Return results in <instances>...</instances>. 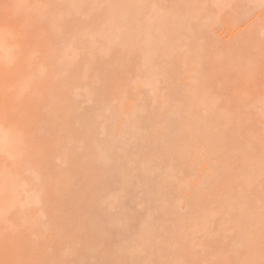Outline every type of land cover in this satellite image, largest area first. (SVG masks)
Segmentation results:
<instances>
[{
  "label": "bare ground",
  "instance_id": "obj_1",
  "mask_svg": "<svg viewBox=\"0 0 264 264\" xmlns=\"http://www.w3.org/2000/svg\"><path fill=\"white\" fill-rule=\"evenodd\" d=\"M12 1L13 0H11V2ZM17 1L14 0V3L12 2L13 5L12 4H8V5H12V6H10L9 8L6 7L7 8L6 11L3 10V11H5L4 13L6 14V15H4V16H6V20H5V23H3L1 21L3 26L0 25L1 26L0 27V42H1V39L4 40V37H6V35H9V34H7L8 32H11V34L14 37V34L16 33L15 32L16 31L15 27H17V30H19V31L22 30L24 33H25V30L28 29V30H26L27 31L26 35L25 34L24 35L21 34V35L25 36L24 37L25 40H26V36H27V34L29 32V29H30V32H31L32 29H34L31 32L32 34H30V32H29V34H30V36L34 37L36 42L34 40L30 41V39H32V38H29L30 36H27V41L29 40L28 41L29 43L33 42L32 43L33 46L37 45V47H39V44L42 42L41 45H40L41 48L39 47V49H42L41 50L42 53L47 55L48 58L50 56H52V54H55L57 52H59V53H57L58 55L55 56L54 59L51 60L52 63L55 64V66L53 65L55 68L54 69L51 68L52 70H50L49 73H47L46 75H45V72L42 69H41L42 72H39V69L41 67L39 68L38 66H41L40 64H42V66H44L43 63L41 61H40V64H39V62L38 63L35 62L34 60H32V57L29 58L28 61L27 60H24V62L22 61L23 64L26 63L25 65L22 64V66H26V67H24V69L26 71L24 70V72H23V70H22L23 68H21L20 65H19L20 69L18 68V66L16 67L17 64H15V63L18 60H20V59H18V57L16 59V55L18 56L20 54V52H24L25 53V51H19V54H18V51H15V49H14L15 57L13 55H9L8 57L4 56V55H6L4 53H1L2 55L0 54L1 56L6 57L5 59L2 58V60L0 61V63H1L4 60V62L2 64H0V74H2L0 76V154L1 155H3V153L5 154V157L0 155V218L4 217L5 215H8V217L7 216L4 217L6 222H5L4 218H3V222L5 224L2 223V220H0V247H2V248H0V250L5 248L3 251L6 252V250H7V252L10 253V254L8 253L10 256H7L5 258V260L7 258H10L9 259L10 261L8 260L9 261L8 264H33L34 262H35V264H37L38 260H39L38 264H40V263L41 264H52L51 263L52 261H53V263L56 262V264H59V263H57L59 261V259L57 261L55 260V262H54V258H56V257L58 258V256H60V258L62 259V263L61 264H68V260H69V262L71 264V262L73 260L72 261H70V260L73 259V257L72 258H70V257L74 256L78 251L76 253H74L75 251H72L73 252L72 255L69 256L70 255L69 254L68 255L69 259H67L68 257H66V255H62L63 254L62 250L63 249L65 251L69 250V253H70L71 250L75 247V245H77V244L78 245H80V244L83 245L84 242H82V240L84 238L83 235H84L85 232H83V234L81 232L82 238H80L81 236H78L80 234L79 229H81V227H82V225L81 226L78 225V222L81 221V219L79 221L77 219V221H78L77 224H75L74 222H72L70 220L71 223L75 224V226H73V224H72V226H70V224L67 223V224H69V226H68V228L70 227L69 229L74 230V233L77 231L75 233V235H72V233H67L68 229H65L67 226L64 224L63 221L66 220L65 223L66 222H70L69 218H70L71 213L73 215H76V214H79L81 212L83 214L82 215V217H83L82 221L84 222L83 229L85 231H86L85 228L92 229V231L95 230L96 233H94L92 231H91L92 234L94 233L93 235L90 233V231L88 232V234L85 233L86 235H89V233H90L92 235V237H94V240H92L94 244L91 243L89 241V239H88V241L86 240V242H85L86 244L84 243V245L87 246L90 249V252H88V253L89 254L91 253V254L89 255L88 253L87 254L84 253V251L86 252L88 250V248H83V246H81L83 251L80 249L81 248L80 247L79 248L80 249V251H79L80 252V256L78 257L79 252L77 253V257L74 256V261L77 260V263H74V264H120L121 262H124V259L121 262L119 261L120 258H121L120 257L121 255L119 257L118 256L116 257V255L114 256V255H112V253H110L112 251L107 252L106 248L105 249L103 248L105 250V252H107V254H105L104 250L102 251V247H97V246H95V244H99V243L103 244V241L109 242L108 240H110V242H111V243L109 242L110 245L112 243L114 244L115 241H119L120 243H118V242H116V243L121 244V241L118 240V239L122 240V236L125 239L124 233L125 232L127 233V231H129L128 235L133 237L134 239L131 238V241H129L130 243L127 240L126 241L127 244L119 245V247L115 246L116 249L118 248V250L114 251L115 253L118 252V251H122V256L124 255V253L126 255V252L128 254L131 253L130 256L127 255V258H128V256L129 257H133L134 256L132 258V260L134 259L133 262H136L137 264H168L167 263L168 260H169V263L171 262L170 264H174L175 262H177V263L179 262L178 264H180V263L182 264L184 259H185L186 263H191L195 259V258H193L195 255H192V253L194 254V252L191 253V251H194V250H192V249L189 250L187 248L189 250V252H188L187 249H183L182 247H178L177 246L178 248H182L185 251H182L181 249L179 250V249H177L176 246H174V244L172 242V240L174 239L173 238V236H174L173 233L175 232V231L173 232V230L178 229L177 231L183 233L186 230L185 228L187 226L185 228H182V227H184L186 224H183V225L180 224L179 228H177L178 225H179V224H177V225H174L175 227L177 226L175 229H171L170 227H173V226H168L167 227V226L164 225V223H162V224H160V223H161L162 219L165 220V218H167L166 219L167 220L166 221L167 222L166 225H169L171 220H172V225L174 223L176 224L175 217H177V216H178L177 217V223H178V221H179L178 219L180 218L178 213H179V210L181 209V207L179 205V204H181L180 201L183 200V193H184V196H185L186 195L185 192H187L186 190L189 189V186L191 185L192 180H193L192 177L190 176V174L193 173V172L191 173V170L192 169L198 170L197 167L201 165V162H200V160L198 158V152H197L196 149H194L193 146L196 145L198 140H201V139L204 140V138H205V140L211 139V138H216L218 133L215 132V129H216V126L219 125L220 123L218 121H216V125L211 127L205 135L200 134L201 130H199L198 123L196 121L190 120V118L188 116L189 114L185 110V105L180 102V99L178 97H176L175 94H163V92L161 90L158 91L156 89L157 88L156 83H155L156 81L154 82V80H152L153 82H151V83L149 82V85H150L149 88H152L151 91H153L155 94L150 91V93H149L150 96H148L149 98H146V99H147V101L149 99L150 100L154 99V101H155V98L158 99V97H161V96L164 97L166 99L165 103L168 106H170V107L172 106L173 107L172 112L170 111L171 113L170 112L167 113V115L169 113L171 115V117H168V118H170V120H168V122L165 123V125H163L162 130L160 129L161 131H158L159 127H158V129L156 128V126H155L156 122L155 121L152 122L149 119V117H151L150 112L145 113L146 115L147 114L150 115L148 117L143 113L141 115H144L146 117H144V116L143 117L142 116L138 117V119L141 117V119H140L141 120L140 121L141 125L139 124V120L137 119V122H138V124L136 123L137 127L136 126H135V128L133 127L132 131H130L131 129H129V130L127 129L128 131L125 130L126 133L128 134V136H130V139L128 138L129 141H124V140H127L125 138V136L122 137L121 136L122 134L120 135L119 133H115L114 129H116V127L111 129L113 126H112V123L109 122V121H111V119H114V117H116V116L118 118V114H120V113L117 114L118 108H117V105L114 103L115 100H113L111 91H113L117 87L120 88V86H122V84H123V81H124L123 78L125 77V74L120 71L119 66L122 64V63L120 64V62H124L126 59L129 60V59L132 58L131 45H128L127 47L126 46H122V48H121V44L114 45V46H111V47H108V48L104 46V47H102L100 49L94 50L93 52L91 51L92 55H88V54H90L89 53L90 50L88 49L90 46L88 47V45H91V43L93 41L92 40L83 41L81 39H80L81 40L80 41L79 37L80 36H87V37L91 38V36H95L96 34H97V36H95L93 38L101 37L103 31H98V33L95 34V32H97V31L93 30V28H92V27H94L93 23H92L93 18L90 16V10H89V6H88L89 2L86 3L87 1L82 2L81 9H79V12H78V15L80 17L85 18L86 21H81V20H78V19H76V20L71 19V20H68V22H70V25L67 26V27L66 26L62 27L61 25L58 26V24L56 25V22L54 21V17L56 15L54 16L53 14H56V13L57 14H62L64 12L66 14H68L64 4L61 3L60 0H39V1H43V3L41 2V4H43L41 6H43L42 7L43 9L46 8L45 9L46 11L44 10L43 13L41 11V13L43 15L41 13H39L41 15L37 14V16H36L37 22L34 20L35 17H33V18L31 17L32 14L30 12L29 5L28 4L25 5L27 3V1L26 0H23V1L19 0V2H17ZM24 1H26V2H24ZM46 1H48L47 2L48 4L46 3ZM103 1H105V0H103ZM117 1L118 0H110V2L115 4L116 8H122L123 9V11L121 13L122 17H124V16H126L128 14L132 15L133 17L137 16V13H136V11L134 9L126 10L128 8L121 7L122 6V4H121L122 1H119V2H117ZM147 1H149V0L139 1V3L137 5L140 6L141 4H143L144 2H147ZM49 2L51 4H49ZM35 3L36 2H34V4ZM118 3L121 4L120 7H117ZM8 5H6V6H8ZM24 5L28 6V8L27 7L24 8ZM46 5H48V11H47ZM163 7H161L160 10L163 9L161 11H163V13L164 12L165 13L167 12V13L166 14L164 13L161 17L162 18L165 17L166 19H172L174 17L173 15L175 14L177 8L173 7L171 9H169V10H166L165 7L164 8ZM164 9L166 11H164ZM23 10H26L27 13L29 12L30 13L29 15H31V16L27 15V13L25 11H24V13H22ZM19 11H20V13H19ZM4 13H2V15ZM20 14L23 15V16L25 14V16L23 17ZM50 14H51V17H50ZM17 16H21V17H19V19L23 17L22 18L23 21H24V18L26 19L29 16V17H31V19L28 17L31 22L29 21L30 23L29 22L26 23L25 22L26 20H25L24 21L25 23H24L20 19V21H18L16 26L13 27V25L15 24V22H13V18L14 17L17 18ZM43 16H44L45 20L47 19L46 20L47 22L44 25L45 28L44 27L40 28L41 29V31H40V29H38L39 25H37V24L43 22V20H44ZM47 16L50 18V20H48ZM40 17H41V21H40ZM67 18L68 19L70 18V14L68 15ZM162 18H158L156 20V24H157L158 29L155 30V28H154L152 30L146 31V33H145L146 36L148 37V39L146 40L148 42H146V43L150 44L151 46L153 45L152 46L153 49L152 48L150 49V52H149L150 54L144 60V62L142 64V67L147 70L148 76H150V77L155 75V72L156 73L158 72V68L160 66L162 67L164 64L165 65L173 64V63L177 64L178 61H179L178 60L179 55H174V54H172V52L170 54L168 52L164 53V52L161 51V47L162 46H160V43L165 42L166 38L169 39V38L173 37L171 35L170 36L164 35L165 38H163V42H161L163 35H161L157 31L160 28L159 26H162L165 23L164 19H162ZM51 20H53V21H51ZM20 22L23 23V25L24 24H26V25L31 24L32 26L28 25L29 28H26V25H24V27H25L24 28V27H22L23 25L20 24ZM33 22H34V24H33ZM35 22H36L37 27L35 26ZM49 22H51V24H52L51 26L48 24ZM53 22H55L56 26L53 25ZM18 24H19V27H22V29L21 28L18 29L19 28ZM20 25H22V26H20ZM30 26L32 27V29L30 28ZM33 26H35V28H37L38 30H36ZM46 26H48V27H46ZM12 28H14V30H13L14 33H12L13 32ZM182 28H189L190 30L194 31V30L200 29V25H199V23L196 25V17L193 16V14L188 12V13H185L182 21H177L176 22V26H175L176 31L179 30V29H182ZM19 31H17L18 34H19ZM45 31H46V33L47 32L48 33L46 34ZM54 31H56L57 34H54L51 37L49 36L50 39L49 38H45V37H47V35H52V32H54ZM41 32H42V36L39 39L41 41L40 42L38 40V38L40 37ZM17 33H16L15 37L16 38H20V37H18L20 34L18 35ZM20 33H22V32L20 31ZM33 33L34 34L37 33V35H34ZM99 34H101V35L99 36ZM10 35L7 36L6 38L7 39L10 38ZM43 36H44V38H43ZM103 37H104V35H103ZM6 38H5V40H6ZM21 38H22V36H21ZM55 38H62V40L64 42H66V41L68 42L69 46L67 45V47H65V46L62 45L61 48H58V50L60 49L59 51L56 50L57 46L60 47V45H56V48H54L52 46L54 44H53L51 39H55ZM173 38H175V37H173ZM10 39H11L10 41L7 40V41H4V42H7L9 44V43H11V42H13L15 40V39L13 40V38H10ZM46 39H48V40L46 41ZM107 39L108 38L106 37V39H105L106 41L104 40L105 44H107ZM152 39L154 40V42L152 41ZM155 41H157V43H155ZM15 42L17 44V41H15ZM37 42H38V44H37ZM96 42H102V41L100 40V41H96ZM7 43H4V44L1 43V44L5 46V45H7ZM20 43L24 44L25 41L24 40L20 41ZM50 43H52L51 44L52 48L50 46ZM154 43H155V45H154ZM1 44H0V46H2ZM13 45H11V46L14 47ZM32 45H30V46H32ZM9 47L7 49L5 48L6 51L9 49ZM12 47H10L11 52L13 50ZM85 47L88 50H86V49L84 50ZM154 47H155V49L156 48L157 49L155 50ZM3 49H4V47H3ZM3 49L1 50V52L2 51L5 52ZM52 49H54L55 51H53ZM81 50H83V51H81ZM43 51H46V52H43ZM50 51H52L53 53L50 52ZM79 51L81 53H79ZM9 52L10 51H8V54H9ZM11 52H10V54H11ZM30 53L33 56L35 54H37V52H35V53L34 52H30ZM99 53H102V54H104L107 57V59L105 58V60L103 61V62H105L106 65L105 64L103 65L102 62H101L102 65L98 64V62L97 63L93 62L91 64H93V66H95V67H97L96 65H98V67H100V69H102L101 67L105 66L104 67L105 68L104 71L107 72V70H108V72L110 73L109 81L110 80L111 81L109 83V85H110L109 87H112L114 89H112V90H111V88L107 89L108 85L105 88L102 87L103 89L100 88V90H99V88L96 87L101 82V78H103V76H106L104 74L105 72L103 73V71L101 72L100 69H96L97 75H98L99 72L102 75L99 73L101 75L100 76L101 78L98 77V79H96L95 81H99V79H100V81L97 82L98 84L95 83L97 85L94 86L95 84L93 82H95V81L89 80L90 82L87 83L88 87H89V90H88L87 84H86V88L88 90L86 92H88V93L85 92V94H87V95L82 94L83 96L85 95V96H87L89 98V100L92 102L91 103L89 101L91 103V106L88 103V105H89L88 107H86V106L83 107V102L80 103V105L85 110H86V108H88L86 110L87 112H85V113H86V115L89 116V118H91L90 119V123H89V119L88 120L86 119V118H88V116H85V114H83V113L80 115L81 112L79 113V115H80L79 118H82V116L84 115V117L86 119V122L89 123V125H90V127H88L89 129L88 128L86 129L88 124H85V126L82 127L83 125H82V123L78 122L79 118L76 117V116H78V114H76V113H77V111L79 112V107H80L78 105L79 102L84 101L85 99L88 100V98L86 97V98H83L82 100H81V98H78V96H81V95H79V93L77 94V93L74 92V86H75V84L79 83V82L76 83V81L78 80L79 76H80L79 77L80 80L82 81L81 77L84 76V73L82 75V72H81V71H83L82 69L83 68L85 69L86 67H88V68L90 67V63H89V60H91L90 57L91 56L94 57V56H96V54L98 55ZM122 54H124L125 57L120 59ZM20 55H19V57H20ZM14 58L16 59L15 62H14ZM30 60L33 61V63ZM159 60H161V61H159ZM12 61H13V63H12ZM10 63L14 64L15 66L14 65L13 66L16 69H18L19 71L20 70H22V71H20V72L18 71L17 72V70H15L14 67L12 68V67L9 66ZM29 63H32L33 65L36 64V68H35V65L34 66L32 64L28 65ZM160 63H162V64H160ZM37 64H39V65H37ZM30 67H32L31 70H33L34 74L36 72V75L31 73ZM37 67L39 69H37ZM44 67H46V65ZM27 69L29 71V74L27 72ZM35 69L38 70V73H37V71ZM34 70H35V72H34ZM77 70H79V71H77ZM97 70H99V71H97ZM12 71H14V72H12ZM11 72L13 74H11ZM79 72H81V73H79ZM83 72H85V70ZM42 73H44L43 75L45 77L48 76L49 74H51L52 78H51L50 75H49L50 77L49 76L46 77L47 80H45L42 76L37 78V76L42 75ZM64 73H65V75H63ZM75 73H77V74H75ZM174 73H176V71ZM10 74L14 75V77H12ZM37 74H39V75H37ZM30 76H32V77L34 76V78L36 76L37 80L36 79L33 80V78L30 79L31 78ZM41 77H42V79H40ZM48 78H51V80H49ZM95 78H97V77H95ZM172 78H173V76H172ZM39 80H42V82L41 81L39 82ZM43 80L47 81V82L45 83V82H43ZM32 81H37L38 82V85H39L38 89H36V90L34 89V84L36 83L35 84V87H36L37 82H34V84L31 85ZM30 86H31V88H30ZM70 87H71L72 93L69 90ZM90 88H91V90H90ZM29 89H30L31 92L28 91ZM155 89H156V91H154ZM32 90H34V92H32ZM109 90H111V91L109 92ZM92 94L94 96L92 98H90L89 96H91ZM152 94H154V96ZM150 100L148 101V103L146 101V104H144V105L148 106L150 104V102L153 101V100H151V101ZM112 102L114 103V105L112 104ZM107 103L109 104L108 107L103 106V105H105ZM115 105H116V108H115ZM147 106H146V108H147ZM82 107H80L81 110H83ZM104 107H106L108 110H106ZM148 107H150V106H148ZM85 110H83V111H85ZM148 110H149V108H148ZM107 111L109 112L108 114H107ZM104 112L106 114H104ZM56 114H57L58 117L56 116ZM159 116L160 115H158L157 120L160 119ZM163 116H166V114L165 115L163 114ZM101 117H103V120H104L105 124H104V122H102V120H100ZM75 119L77 121H75ZM85 119L83 120V118H82V120L80 119V121H84V123H85ZM161 119H162V117H161ZM41 120H45V121H43L44 123H46L48 121H50L52 123V124H48L49 122L46 123L48 126L51 125L49 128H51V132L52 133H50V131H48V130H47V133H46V131H45V129H46L45 127L46 126L43 127V129H42L41 125L42 124L46 125V124L41 122ZM152 120H154V119L152 118ZM163 120H166V119H163ZM100 121L103 123V125H106V126H104L105 128L106 127L108 128L106 131L111 129L113 131H111V130L110 131L112 133H114V135L118 134L117 137H114V135L110 133L111 134V138H113V137L116 138L115 140L113 138L112 139L113 141H110L111 142V147L117 148V150H118V148H121L120 142L122 141L121 144H123V141L125 142L123 144V147H122V150H124V151L123 152L121 151L122 152L121 154L119 153L120 149L117 151L119 153L118 154L116 152V149H115V151H112L113 148H111L110 145L107 144L108 142H106L107 146L110 147V149H108V147H107V150H109V151H106L105 153H103L104 150L106 149L104 147L103 148L104 150L102 151V153H103L102 158H101V156L99 158V155H98V158H97V156L95 157V158L98 159V162H100L101 159H102V162H103V160L105 162H107V161H112L115 158H118V162L119 163L117 162L118 165H116L117 163L115 164L117 167L115 165L112 166L111 162H109V164H108V162H107V164L102 163V166L105 164V165H107L106 167H109L108 168L109 172L113 169V171H111V172H115L113 174L108 172V170L106 169L105 165H104L105 168H102V166L100 167L99 165H97L98 167L94 166V163L91 164L92 161H93L92 160L93 159L92 156H95L96 153H98L97 149L98 148L101 149L102 148L101 145L103 144V146H104L105 141L110 138L107 135L108 132H106L105 134L103 132L105 137H107V139H106V138H103V135L100 134L101 132L99 133L97 131L98 130L97 128L99 127V124L101 123ZM114 121H116V120L114 119ZM160 121L161 120H159L158 122H160ZM39 122H41V123H39ZM76 122L78 123L77 125H75ZM163 122H165V121H163ZM163 122H162V124H163ZM55 123L57 124V126L55 125L54 126V130L55 131H52L53 130V128H52L53 126L52 125H54ZM91 124H94V125L98 124V125H96L98 127L95 126L96 127V129H95L93 127L94 125H91ZM101 124H100L99 130H101V128L102 129L104 128ZM79 125H80V128H79ZM138 125H140V126H138ZM160 126H161V124H160ZM56 127H57V129H56ZM81 127H82V129H81ZM84 128L87 130V132H86V130ZM72 129H75V133L77 131L76 134H80L83 131V133L81 134L82 136L75 135L74 132H73L74 133V135H73V133L71 132ZM68 130H69V132L71 134V138H74L76 140H74V139L73 140L72 139L69 140L70 139L69 138L68 139L69 141H68L66 135L63 136L64 134H69V132H67ZM37 131H39V132H37ZM84 131H85V138H84V135H83ZM103 131H105V130H103ZM142 131H144L143 134H142ZM146 131H147V133H146ZM55 132H56V134H55ZM122 132H124V129H123ZM60 133H61V135L64 138L60 135ZM98 133L101 135L100 138L97 137L99 135ZM86 134H87V136H86ZM179 134L180 135L182 134V136L179 137L180 139L175 138V136L179 135ZM47 135H49L50 137L47 136ZM51 135L53 137H57L58 138V139H56L58 141H56L54 139V141L56 143H58L60 141L57 144V145H59L58 147H61L60 151L64 150V152L62 154H61V152H59L60 157H58L59 154L57 152L58 149H60V148L57 149V147H56L57 145L55 146L56 143H54L53 138L51 137ZM38 138H40L39 141H41L42 138H43V141L49 140L48 142H51V140H52V143H54V146L56 147V151L54 150V152H55V154L57 153V155H55L53 153L52 148H54V147H52L50 150L48 148H45L46 146H44V143L47 144V142L40 143L43 146L42 147L39 146L40 144L38 143L39 142L37 140ZM62 138L64 140H62ZM83 138L85 139L84 140L85 141L84 144H89V145L91 144V146H89V147H91L90 148L91 150L88 151L89 147L88 146H83V144H81L83 146L82 149H80V148L79 149L82 150V151L84 149H87V150L83 151L85 153L92 151L89 154H92L93 152L96 151L95 153L90 155L91 157H89V155H87V153L83 154L82 151L78 152L79 154H81V156L78 157L79 154H76L77 152L75 153L73 151V150H79L77 148L81 146V145H79L81 142H78V141H80V140L83 141ZM101 138H102V140L103 139H105V140L103 141V143H101L100 146L98 145V147L96 148L95 145L99 144V143H97L98 142L97 140L99 139V141H101L100 140ZM122 138H123V140H122ZM188 139L194 140L191 145L190 144L188 145V143H187ZM67 141H68V143H67ZM94 141L97 144H95ZM70 142H71V147H70V144H69ZM52 143L50 144V146L53 145ZM66 143L68 144L67 145L68 147L66 146ZM61 144H63V145H61ZM73 145H74V147H72ZM40 147H41V150L44 149L48 153H45V151H43V150L40 151L39 150ZM63 147H65V148H63ZM66 147H67V149H69V151L71 150V148H73L70 152H73L74 154L73 153L70 154V152L68 150H65ZM50 151L54 154V156H53V154H50L51 153ZM99 151L101 152V150H99ZM42 152H44V153H42ZM124 152L126 153L125 155H124ZM64 153H66L65 156L63 155ZM7 154L10 155L11 158L10 157L8 158ZM72 154H73V156H72ZM82 154L85 155L86 159L84 158V156H82ZM66 155H68L69 157H66ZM74 155H76V156H74ZM100 155H101V153H100ZM57 157H58V160H57ZM70 157H73V158H71L69 160L68 158H70ZM113 157H114V159H113ZM119 157L121 158V161H119ZM2 158H5V159H2ZM74 158H76L77 160H75ZM10 159H13V160H12L11 166L8 167L7 162L10 161ZM72 159L75 160L76 164L74 163V161ZM88 159H90V160H88ZM97 159H95V161ZM67 160L69 161V163L71 162L72 166H73V164H74V166L75 165L77 166V167L75 166V168H73L74 166L73 167L71 166V168H73V169L72 170L70 169V170L72 172L74 170L75 173H77L76 171L78 170V172L80 171L79 172L80 174H83V175H81V176H83V178L84 177L87 178L86 176H88V178H91V182L92 183L91 182L90 183L87 182V184H89V186H90V184H92L93 186H90V188H88L89 186L87 185L88 186L87 187L85 185L84 181L85 180L86 181H90L88 179L84 178L83 179L84 181L78 179L79 182H81V181L84 182L83 184H84L85 188H83L82 182H81V184L79 182H76V184L78 183L77 184L78 187L80 186V188L77 189L78 187H76L77 185L75 184V182L73 183V181H74L75 177L77 179L78 176H75L74 172H73V175L75 177L68 175L70 173L72 175V172H70L69 169L68 170L66 169L67 167L70 168V166H68L69 163H67L68 162ZM71 160L73 161V163H72ZM5 161H7V162H5ZM54 161H58V164H57V162L54 163L55 167L52 166V163ZM78 161H80L81 163H79ZM83 161L85 163H83ZM86 161L90 162V163H87ZM159 161H160V163H158ZM63 162H65L67 164H65ZM156 162L159 165L155 164ZM96 163H95V165H96ZM55 164H57V165H55ZM79 164L80 165L82 164V166L80 167ZM99 164H101V163H99ZM110 164H111V166H110ZM60 165H61V167H60ZM88 165H89V167H88ZM90 165L91 166L93 165V166L90 167ZM253 165L255 166V163H253ZM58 166L61 168V170H60V168ZM86 166L88 168H85ZM254 166H250V167L248 166L247 168H253ZM19 167H20V169H19ZM62 167H64V168L62 169ZM82 167H83V169H82ZM93 167H95L94 168L95 170L97 168V171H99V169H100V171H102L104 169L107 170V171H102V172L99 171L97 173L98 174L101 173V174L95 175L97 173L94 174V171H92ZM28 168H29V171H28ZM53 168L56 169V172H55L56 175L55 174L54 175L57 176V177H53L54 176L53 173L55 171ZM57 168H59V169L57 170ZM163 168H164V170L167 168L170 171H165L166 173H163V170H162ZM247 168H246V172H244L240 176V178H246V177L248 178V175H250V171L251 170L249 171ZM43 169H48V170H43ZM51 169H53V170H51ZM64 169L66 170L65 172H63ZM89 169H90L91 172H89V173L87 172L88 174L87 173H83V172H85L87 170L89 171ZM114 169H115V171H114ZM30 170H31V172H30ZM42 170L44 172L45 171H48V172H46V174L44 175V172H42ZM247 170L249 171V174L247 173ZM22 171L23 172L26 171L25 172L26 174H24V177L27 176L28 175L27 172H29V177H25V179H23L24 177L22 175L23 174ZM58 171L59 172L61 171V172L59 173ZM40 172H41V175H40L41 177H39V174H38ZM51 173H52V176H50ZM58 173H59V175H58ZM61 173L64 174L65 176H66L65 173H67V176H69V178L65 177L64 175L63 176L65 178L62 177L60 175ZM80 174H78V175H80ZM84 174H86V176ZM90 174L91 175L94 174L95 177L94 176L90 177ZM20 175H22V179L25 180L26 183H22L20 181V178H21ZM117 176H119L120 178L122 177L121 178L122 182L119 181L120 178L117 177ZM259 176L262 177L260 174H259ZM260 177L257 176V178H259V180H260ZM63 178L65 180H62ZM93 178H94V182H93ZM135 178H137L136 181H135ZM53 179H56L57 181H55ZM66 179H68L69 181L67 180L68 182H65ZM80 179H82V178H80ZM115 179H117V180H115ZM44 180L46 182L45 184H43ZM52 180H53L54 184L51 182ZM115 181H117V182L119 181L118 182V185H120L119 189L116 186ZM48 183H50V184H48ZM55 183L56 184L58 183V184L56 185ZM63 183H66L67 185L66 184L64 185ZM71 183H73V184L72 185H68V184H71ZM25 184H26L28 189L26 188V189L23 190L22 188H25V187L22 186V188H21V185L25 186ZM29 184H30V186L32 188L29 186ZM74 184H75L76 188L74 187L73 189H76L75 190L76 193H75L74 190H72V191L76 195H77V191H78V195H77V197H75V195L74 196L70 195L71 196L70 197L69 194L73 193L72 191L70 192V190L72 189ZM121 184H123V185H121ZM32 185H34V187ZM51 185H52V187H51ZM53 186H54V188L55 187L56 188L54 189ZM68 186H70L71 188L69 189ZM50 187L53 189V191H51L52 189H50ZM64 187L65 188L67 187L69 189L68 191L70 193H67L66 192L67 188L65 189ZM86 187L88 189H90V191H89L90 192V198L88 197L89 194L88 195L85 194L88 198L85 199L86 196L84 195L85 198L83 200H81V202H80V199H82L84 196L82 194L83 191L81 193V191L79 192V190H85L84 192H86V189H87ZM121 187H123V188H121ZM31 190H33V191H31ZM56 190H58V191H56ZM60 190H61L62 194L64 192V195L66 196L68 194V196L70 198H68L66 196L67 198L64 197V199H63L64 195L59 193ZM62 190H63V192H62ZM23 191H26V194ZM29 191H31V192L28 195L27 193ZM116 191H118V192H116ZM114 192L118 193V195H121V197L117 195L118 196L117 197L118 202L115 199L116 195L114 196V194H115ZM121 192H123L124 194L121 193ZM22 193L25 194V196L24 195L22 196ZM79 193H81L82 195L79 194ZM60 195H62V196H60ZM79 195H80V197L81 196L82 197L80 198ZM22 197H24V199H22ZM60 197H62V199H63L62 201H64V202H62L63 204L61 202H59V201H61ZM122 198H124V199H122ZM65 199H68L69 201L68 200L66 201ZM100 199H102V200H100ZM119 199H120V202H119ZM103 201H104V203H103ZM256 201L257 200H254L253 205L247 207L246 209H243L242 215H244V216L241 217L242 219L240 218L242 220V221L240 220V222H241L242 225L245 224V225L249 226L250 228L259 231V233L255 232V234H254L255 237H254V235L250 237V235L247 234L244 231V229H245L244 228L243 231L246 233L245 237H243L240 240V242H239V239H238V242L240 244V248H241L242 245L244 246V248H246L245 245H244V242H247V243L249 242L250 244L252 243L251 244L252 247H250L251 246L250 245L249 247L251 249L249 247L248 248L250 250H254V251L261 250L262 246H263V243H264L263 242L264 241V234L263 235L261 234V233H264V212H262V211H264V209H263V207H261V203L262 202H260L258 200L259 201V206H258V204H255ZM258 201H257V203H258ZM57 202L59 204L61 203L62 205H65L67 203L69 204V202H70L73 205H76L77 208H78V206H80V208H78V209H80V211H78V209H76V207H73V205H71V204H69V205L67 204V205L68 206H72L73 208L76 209V211L73 210L74 212L72 211L70 213L69 211L71 210V207L68 210V208L65 205L66 209L65 208L63 209V208H61L62 207L61 204H60L61 207L58 204L59 206H58V209H57ZM65 202H67V203H65ZM226 202L227 203H225L221 207V210L226 215L231 214L230 216L232 217L231 209L234 206L230 204V199L229 198L227 199ZM134 203H136V204L134 205ZM104 204L106 206H103ZM131 204L134 205L133 207H134V209L137 210V212L136 211L132 212V211H134V209L132 211L128 210V208H129L128 205H131ZM41 205H43L45 207L47 205L48 206L52 205L53 209L51 208L52 209L51 212L52 211L55 212L56 210L60 211L59 210V207H60L62 209L61 212H64V210H66L65 211L66 213L65 212L64 213L67 215L68 212H69L70 215H67V216L65 215L64 218H63V214L64 213H62L61 216L58 213V211H56V213H54V212L51 213V212H49L50 210H48L50 208V206H49V208L46 207L47 211L50 213L49 215L52 214V216H53L55 214L56 216L55 215L54 216L56 218L58 216H59V218H61V219H56V221L57 220H60V221L55 223L54 222L55 219H54V216H53L52 220H51V217H50V221L51 222H49V218L46 217V215H43L45 218L43 217V219H42L41 218L42 215L36 214V213H39V212H36V211L41 209ZM132 205L130 207L131 209L133 208ZM36 206H38L37 209L39 207L40 208L37 210L35 208ZM43 206H42V210L43 211L41 210L42 211L41 212L39 210L41 214L45 213V211H46L45 207H43ZM140 206L144 207V208H142L143 210L141 209ZM199 206H200V203H194L192 205H185L184 207H182V209L184 208V210H187V209L190 210V209H195V208H197ZM111 207H112V209H110ZM178 207H180V208H178ZM250 207H253V208H250ZM54 208H55V210H54ZM138 208L140 210H142L143 213L144 212H146V213L143 214V213H141L142 211L138 212ZM30 209H32V210H30ZM67 210H68V212H67ZM109 210H110V212H109ZM75 212H79V213L75 214ZM57 213H58V215H57ZM38 215L41 216V217H39ZM35 216H37V217H35ZM68 216H69V218H67ZM6 217H7V219H6ZM65 217L68 219V221H67V219ZM82 217H79V218H82ZM161 217H163V218L161 219ZM171 217H174V218H171ZM215 218H216L215 216H211L208 219H206V225L209 226L210 224H212V222L215 221ZM45 219L47 220V222L49 224L51 223L50 226H52V221H53V224H58V223L61 222L60 224L62 226L64 224V226H66V227H63L64 228V230H63L61 228V225H58L61 229L58 228L55 225L56 227L55 228L52 227L51 229H53V231H54V229H56V232L54 231V233H53V231L49 230L50 231V233H49L48 229L50 228V226L49 225L47 226L44 222L42 223V220L44 221ZM174 219H175V221L173 222ZM229 219H231V218L229 217ZM73 221H75V220H73ZM155 221L157 222L156 224H155ZM229 222H230V220H229ZM230 224L232 225V223H230ZM181 225H182V227H181ZM76 226H79L78 230H76L77 229V228H75ZM84 226H85V228H84ZM154 226L157 227V230H156V228ZM47 227H48V229H47ZM73 228H75V229H73ZM14 230H15V233H14ZM44 230L47 231V233H44ZM57 230L58 231H60V230L62 231L63 230V232L61 234L59 233V235H57L53 239L54 234H57V232H58ZM72 230H71V232H73ZM16 231H18L19 233L17 234ZM158 231H159V233H158ZM12 233H14L16 235H14ZM52 233H53V235H52ZM32 234L34 236H36V238H32L31 237ZM38 234H39V238H43V239H39L38 238ZM44 234H46V236H48V238L44 237ZM69 234H71L70 236L72 237V239L70 237H68ZM76 234H78L77 238L81 239V241L79 242L80 244L78 242H76V241H72V244H75L72 247V245H70V243L68 244L66 241H64L66 237H67L66 240L69 239V238H70V240H76V239H73V238H76V237H73V236H76ZM91 235H90V237H91ZM256 235H258V237ZM119 236H121V237L119 238ZM49 237L52 238L53 241L57 240V241H54L53 243L56 242V246L59 249H60L61 246L59 247V245H57V244L60 243V245L63 246V244L61 243L62 241L64 242V244L66 243V245L67 244L70 245V247H72V249L71 248L69 249V247L67 249L66 248L67 246L64 245L66 247L63 246L60 249L62 254L61 253L60 254H55V257H54L53 254H50V251L52 252L53 251V247L56 248V246H54L53 243H51L52 240L51 241L48 240ZM87 237H89V236H87ZM87 237H86V239H87ZM46 238H47L48 241H50L49 243H51V246L53 245V247L51 248V246H49V244L46 242L45 245L43 247H41V248L45 249L46 246H47L46 244H48V246L52 250H48V251L45 252L41 248H40L41 250L38 249V248L40 247L39 245H42V243L39 240H41V241L44 240L45 241ZM95 238H97V240H95ZM257 238L259 239V242H258ZM36 239H39V240H36ZM91 239H93V238H91ZM98 239H99V242H98ZM113 239H114V242L111 241ZM170 239H171V241H170ZM70 240H68V242ZM100 240H101V242H100ZM84 241H85V239H84ZM95 241L98 242V243H95ZM109 243H107V244H109ZM122 243H123V241H122ZM234 243H235V241H234ZM241 243H242V245H241ZM249 243H248V245H249ZM260 243H262L261 246L258 245ZM107 244H105V245H107ZM171 244H173L174 248L176 247L175 250L171 249V247H172ZM235 244H237V243H235ZM239 244H238V246L235 245L236 247H238L237 249L234 248L235 247L234 246L233 247L234 249L231 250L232 252L228 251L229 253L231 252V256L229 257V261L231 262L230 264H233L234 261L236 260L235 259L236 253H238V252H240L242 250V248L241 249L239 248ZM78 245L76 247H78ZM189 245H188V247L193 248V245L190 242H189ZM254 245L261 247V249L259 247L254 246ZM253 246H254V248H253ZM112 247L110 246L111 249H112ZM224 247H221V248L224 249ZM99 248L104 253L98 252L97 249H99ZM47 249H48V247H47ZM59 249H57V250H59ZM108 249H109V247H108ZM219 249H220V247H218V249H217V247H214V250H216V251H218ZM225 249L228 250V246H226ZM230 249L231 248H229V250ZM39 250H40V252H39ZM57 250H54V253ZM64 250H63V252H64ZM176 250L178 252H180L179 255H178ZM214 250L210 254V257L217 258V257L221 256L223 258V260H222L223 263H225L228 260V257H226L227 256V252L223 251L222 249H220V251L222 250V253L216 252ZM245 250L246 249H243V251H241V253L244 252ZM3 251H0L1 252L0 257L3 256V255L4 256L8 255V254H5ZM166 251H168V252H166ZM263 251H264V249H263ZM115 253H113V254H115ZM38 254L41 255V257H40L41 259L38 258V256H39ZM101 254H103V255H101ZM176 254H177V256H176ZM36 255H37V257H36ZM85 255H87V256H85ZM117 255H118V253H117ZM165 256H167V257L170 256V257L167 259V257H165ZM171 256L175 257L176 259L174 260ZM34 257L37 258V259H34ZM80 257H83V258H80ZM123 257H125V256H123ZM177 257H178V259H177ZM179 257L182 259V261H180ZM1 258H3V257H1ZM78 258H79V260H78ZM127 258L125 257V260ZM170 258L173 261H170ZM128 259H130V260H128ZM128 259H127V261H128L127 263L129 264V261H131V258H128ZM5 260H3L4 263H5ZM31 260H32V262H31ZM34 260H37V261H34ZM224 260H225V262H224ZM28 261H29V263H28ZM185 261H184L183 264H185ZM189 261H191V262H189ZM202 261H203V259H202ZM1 262H2V260H1ZM3 262L0 263V264H4ZM59 262H61V261H59ZM73 262H72V264H73ZM199 262H201V260L198 261V264H200ZM127 263H125V264H127ZM130 263H132V262H130Z\"/></svg>",
  "mask_w": 264,
  "mask_h": 264
},
{
  "label": "rangeland",
  "instance_id": "obj_2",
  "mask_svg": "<svg viewBox=\"0 0 264 264\" xmlns=\"http://www.w3.org/2000/svg\"><path fill=\"white\" fill-rule=\"evenodd\" d=\"M20 1H23V0H20ZM26 1H27V3L25 5H27V4L29 5V9H30V12H31L32 16L29 15L30 13L29 12L27 13L26 10H23V12L22 11L21 12L24 13V11H25L27 13V15L31 16L32 18L35 17L34 20L37 22V20H36L37 14L41 13V11L43 13V11L46 9V8L43 9L42 8L43 6H41V5H43V4H41V2L43 3V1H39V0H26ZM26 1H24V2H26ZM84 1H87L86 3L89 2L88 6H89V10H90V16L93 18L92 23H93V26H94L92 28H93V30L97 31V32H95V34L98 33V31H103V33H104V34L102 33L101 37H97V38H93V37L97 36V34L95 36H91V38H89L87 36H80L79 37V40L81 39L83 41H87V40L88 41L89 40L93 41L91 43V45H88V47L90 46L88 48L90 50V52L88 51L90 54H88V55H92L91 51L93 52L94 50L100 49V48H102L104 46L108 48V47H111V46H114V45L121 44V48H122V46H126L127 47L128 45H131V49H132V51H131L132 58L131 59H129V60L128 59H126V60L124 59L125 60L124 62H120L119 61L120 64L122 63L119 66L120 71L125 74V77L123 78L124 79L123 84H122V86H120V88L117 87L116 89H114L112 87H109L110 86L109 83L111 81V80L109 81L110 73L108 72V70H107L108 73L104 71L105 70V68H104L105 66L101 67L102 69H100V67H98V65L95 64L97 66V67H95V66H93V64H91L93 62H96V63L98 62V64H101V62H102L103 65H104L105 62H103V61L105 60V58L107 59V57L104 54H102V53H99L98 55L96 54V56L93 55L94 57H92V56L90 57L89 56L90 59L92 60V61L89 60L90 67L89 68L86 67L85 69L84 68L82 69L83 71L85 70V72L81 71L82 75L84 73L85 77L84 76L81 77L82 78V81H81L80 78H79L80 76H79L78 80L76 81V83L77 82H79V83L75 84V86H74V92L77 93V94L79 93V95H81V96H78V98H81V100H82L83 98L87 97V96H85V95H87V94H85V92L89 90V87H88V84H87L88 82H90L89 80L95 81L96 79H98V77L101 78L100 76L102 74L99 72L101 75L99 73L97 75L96 69H100V71L101 72L103 71V73L105 72L104 74L106 76H103V78H101V82L99 84L97 82H99L100 79H99V81H95L93 83L94 84L95 83L98 84V85L95 84L94 86L97 85L96 87L99 88V90H100V88L103 89V88L107 87V85H108L107 89H110V88H111V90L114 89L113 91L109 90V92L110 91L112 92L111 94H112L113 100H115L114 103L117 105V108H118L117 114L118 113H120V114H118V118H117V116L114 117V119L116 121H114V119H111V121L113 120L115 123L113 121L112 122L109 121V122L112 123V126H113L111 129L116 127V129H114L115 133H119L120 135L122 134L121 136L122 137L125 136V138L127 139V140H124V141H129L130 136H128V134L126 133L125 130L131 129L130 131H132L133 127L134 128H135V126L137 127V125H136V123L138 124L137 119H138L139 116L143 117L144 115H141L143 113L145 114V113L150 112V115H151V117L154 120H152L151 117H149V119L152 122H154V121L156 122L155 126H156L157 129L159 127L158 131H161L162 128H163V125H165V123H167L168 120H170V118H168V117H171L170 113L172 112L173 107L172 106L170 107V106H168L165 103L166 99L164 97L161 96V97H158V99L155 98V101H154V99H151L153 101H151L149 99L151 102H150V104L148 106H150V107H148L147 105H144V104H146V101H147L146 98H149L148 96H150L149 93H150L152 88H149L150 87L149 82L150 83L153 82L152 80H154V82L156 81L155 82L156 86H157L156 89L158 91L161 90L163 92V94H175L176 97H178L180 99V102L185 105V110L189 114L188 116H189L190 120L196 121L198 123L199 130H201L200 134L205 135L211 127L216 125V121H218L220 123L219 125L216 126V129H215V132L218 133L216 138H211V139H207V140H205V138H204V140H202V139L198 140L196 145L193 146L194 149H196L197 152H198V158H199V160L201 162V165L197 167L198 170H194V169L191 170V173L192 172L193 173L190 174V176L192 177L193 180L191 179L192 183L189 186V189L186 190L187 192L184 191L186 193L185 196H184V193H183V200H182L183 202L180 201L181 204H179V205H180L181 209L180 210L178 209L179 210L178 215L180 217L178 219L179 220L178 223H177V217H178L177 216V217H175L176 221H175V219L173 220V222L175 221L176 224L174 223L172 225V220H171L170 223L168 222L169 225H166L167 224V222H166L167 218H165V220H164V219H162L163 217H161L162 221H161L160 224L164 223V225L167 226V227L168 226H173L174 228L170 227L171 229H175L177 227V226L175 227L174 225L179 224L178 227H177V228H179L180 224H182V225L186 224L184 227H182V225H181L182 228H185L187 226L185 228L186 230L184 232L182 231L183 233L177 231L178 229H175V230H173V232L175 231L173 233L174 236L172 235L173 238H174V239L172 238L174 240V241L172 240L174 246L182 247L183 249H187L188 248L189 250L190 249L194 250V251H191V253L194 252V254L192 253V255H195V256L194 257L192 256V257L195 258V259L192 262L189 261L191 263H186L185 259L183 258L184 259L183 263L185 261V264H198V261L201 260V262H199L200 264L203 261L204 262L202 264H211V263L212 264H230L231 262L229 261V257L231 256V252H232L231 250L234 249V248H236V249L238 248L235 245L238 246L240 240L243 237H245L246 233L249 234L250 237L253 236L255 234V232L259 233V231L254 230V229L250 228L249 226H247L245 224H243V225L241 224V222H240V220L242 219L241 217L244 216V215H242L243 209H246L247 207L253 205L254 200H257V201L259 200L260 202H262L261 203V207H263V209H264V0H149V1L144 2L143 4H141L140 6H138L137 4L139 3V1H143V0H118L117 1V2L122 1L121 2L122 6H121L120 3H118L117 7H120V6L123 7V8L126 7V8H128L126 10L134 9L136 11V13H137L136 17H133L132 15H129V14L124 16V17H122L121 13H122L123 9L122 8H116L115 4L110 2V0L109 1L108 0L107 1L106 0L105 1H103V0H60V2L64 4L68 14H66L65 12H64L65 14L64 13H62V14H57V13L53 14L54 16L56 15L55 16L56 18L54 17V21L56 22V25L58 24V26L61 25L62 27L63 26L67 27V26L70 25V22H68V20H71V19H74V20L78 19V20H81V21H86L85 18L80 17L78 15L79 9H81V4ZM12 2L14 3V0ZM12 2H11V0H0V14H1L0 15V17H1L0 18V25L1 26H3L2 22L5 23V20H6V16H4L6 14L4 12L6 11L7 8H9L10 6L13 5ZM17 2H19V0ZM34 2H36V3L34 4ZM47 2L48 1H46V3ZM8 4H12V5H8ZM49 4H51V3L49 2ZM6 5H8V6H6ZM25 5H24V8H26V7L28 8V6H25ZM163 6L165 7L166 10H169V9H171L173 7L177 8L175 14L173 15L174 17L172 19H166L165 17H163V18L161 17L165 13V12L163 13V11H161L163 9L160 10V8L163 7ZM46 7H47V11H48V5H46ZM165 9H164V11H166ZM3 10H5V11H3ZM1 12L4 13V14L2 15ZM188 12L193 14V16L196 17V25L199 23L200 29L192 31L189 28H182V29H179V30L176 31V29H175L176 22L177 21H182L185 13H188ZM19 13H20V11H19ZM41 14H39V15H41ZM69 14H70V18L68 19L67 17H68ZM21 16H23V15H21ZM21 16H17V18L16 17L13 18V22H15L13 27L16 26V24L18 23V21H20V19L23 21L22 18L25 16V14H24V16L22 18L19 19V17H21ZM44 16H43V19H44ZM28 17L26 19L24 18V21L26 20L25 21L26 23H28L30 21V19H31V17H29L30 19ZM41 17H40V21H41ZM50 17H51V14H50ZM158 18H162L165 21V23L162 26H159L160 28L157 31L158 33L163 35L161 42H163V38H165L164 35H166V36H170L171 35V36L175 37V38L172 37V38H169V39L166 38L165 42L160 43V46H162L161 47V51L164 52V53L168 52L170 54L172 52V54H174V55H179V57H178L179 61H178L177 64H175V63L167 64V65L164 64L162 67L160 66L158 68V72L157 73L155 72V75H153V76L151 75L152 77H150V76H148L147 70L142 67V64H143L144 60L149 56L150 49L153 46V45L151 46L150 44L146 43V42H148V41H146L148 39V37L146 36L145 33H146V31L152 30L154 28H155V30L158 29L157 24H156V20ZM46 20L44 19L42 23H39L40 21L38 22L39 23V24H37V25H39L38 29L44 27V25L47 22ZM48 20H50L49 17H48ZM51 21H53V20H51ZM21 22H20V24L23 25V23H21ZM36 22H35V26L37 27ZM55 22H53V25H55ZM33 24H34V22H33ZM48 24L50 26L52 25L51 22H49ZM22 25H20V26H22ZM24 25H26V24H24ZM24 25L22 27H24ZM28 25H31V24H28ZM28 25H26V28H29ZM31 26H30V28L32 29ZM35 26H33V27L35 28ZM18 27H19V24H18ZM22 27H19L18 29H20V28L22 29ZM46 27H48V26H46ZM15 28H16L15 32L17 33V31H19V30H17V27H15ZM35 29L38 30L37 28H35ZM13 30H14V28H12V31ZM26 30H28V29H26ZM26 30H25V33L22 30H20L22 33H20V31H19V34L20 35L21 34H23V35L25 34L26 35V33H27ZM32 30H34V29H32ZM32 30H31V32H32ZM40 31H41V29H40ZM46 31H45V33H46ZM29 32H30V29H29ZM29 32H28L27 36H30V34H32L31 32L29 34ZM12 33H14V31ZM16 33L14 34V37L11 34V32H8L7 34H9V35L11 34L10 38H13V40H14L16 38L15 37ZM54 34H57V32L54 31V32H52V35H47V37H45V38H49V36L51 37ZM9 35H6V37L9 36ZM20 35L18 36L20 38H16L13 42H11L9 44L7 42H4V41H7V40L10 41L11 40L10 38L7 39L6 37H4V40L1 39L0 44L1 43L2 44L7 43V45L4 46V45L1 44L4 47V49H3L2 46H0V54L4 53V54H6L4 56L8 57L9 55H13L15 57L14 49H15V51H18V54H19V51H25V53L24 52H20V54H21V55L19 54L20 57H19V55L18 56L16 55V59L18 57V59H20V60H18L15 63V64H17L16 67L18 66V68H19V65H20L21 68H23L22 69L23 72L25 70L24 67H26V66H22V64H23L22 61L23 62H24V60L28 61L29 58H31V57H32V60H34L35 62H37V63L39 62V64H40V61H41L44 66L46 65V67H44V66H42V64H40L41 66H38L39 68L41 67L40 69L37 67V69H39V72H42L41 71V69H42L45 72V75L47 73H49L50 70H52L51 68H53V69L55 68L54 67L55 64H53L51 60L54 59V57L57 56L58 55L57 53H59V52H57L55 54H52V56H50L49 58H48L47 55L42 53V51H41L42 49H39V47L41 48L40 45L42 43L39 40L41 38V36H42V32L40 34V37L38 38V40L41 42L39 44V47H37V45L33 46L32 45L33 42L29 43L28 42L29 40L27 41V36H26V40H25V38H24L25 36L21 35L22 36V38H21ZM34 35H37V33L34 34ZM100 35L101 34H99V36ZM103 35H104V37H103ZM106 37L108 38L107 39V44H105V42H104ZM5 38H6V40H5ZM29 38H32V39H30V41H32V40L35 41L34 37L30 36ZM43 38H44V36H43ZM23 40L25 41V43L27 45L25 43L21 44L22 42L20 43V41H23ZM47 40L48 39H46V41ZM51 40H52V42L54 44V45H52L54 48H56V45H60V47L57 46L56 50H58V48H61L62 45L65 46V47H67V45H68V42L67 41L64 42L62 40V38H55V39H51ZM100 40L103 43L102 42H96V41H100ZM15 41H17V44H16ZM152 41L154 42L153 39H152ZM157 41H155V43H157ZM155 43H154V45H155ZM10 44L11 45L14 44L13 45L14 47H12ZM29 44L32 45V46H30ZM37 44H38V42H37ZM51 44L52 43H50V46H51ZM9 46L12 47V49H13L12 52H11ZM52 46H51V48H52ZM8 47H9V49L6 51V49ZM2 49L5 52H3V51L1 52ZM85 49H86V47L84 48V50ZM88 49H86V50H88ZM154 49H155V47H154ZM52 50L55 51L54 49H52ZM8 51H10L11 54H10V52L8 54ZM81 51H83V50H81ZM30 52H34V53L37 52V54H35L33 56ZM43 52H46V51H43ZM50 52H52V51H50ZM79 53H81V52L79 51ZM1 55H0V61L2 60V58L3 59L6 58V57L1 56ZM124 57H125V55L122 54L120 59H122ZM16 59L14 58V62L16 61ZM161 60H159V61H161ZM3 62H4V60H3ZM3 62H1L0 64H2ZM31 62L33 63V61H31ZM12 63H13V61H12ZM32 63H29L28 65H31ZM25 64H23V65H25ZM39 64H37V65H39ZM160 64H162V63H160ZM13 65L14 64L10 63L9 66L13 68L15 66V65L14 66ZM34 65H35V68H36V64H34ZM31 68L32 67H30V71H31V73H33V70H31ZM15 70H17V72L19 71L16 68H15ZM22 70H20V71H22ZM35 70H34V72H35ZM14 71H12V72H14ZM36 71L38 73V70H36ZM77 71H79V70H77ZM97 71H99V70H97ZM175 71H176L177 74L174 73ZM12 72H11V74H13ZM27 72L29 74L28 69H27ZM81 72H79V73H81ZM77 73H75V74H77ZM43 74L44 73H42V75L37 74V75H39V76H37V78L42 76L45 80H47L46 77H48L49 75L51 76V74H49L48 76L45 77ZM1 75L2 74H0V76ZM34 75H36V72H35ZM63 75H65V73ZM11 76L14 77V75H11ZM172 76H173V78H172ZM30 77H29L30 79L33 78V80L34 79L37 80L36 76H35V78H34V76L33 77L30 76ZM42 77L40 79H42ZM95 77H97V78H95ZM51 78H52V76H51ZM51 78H48V79L51 80ZM40 81L42 82V80H39V82ZM34 82H37V81H32L31 85L34 84ZM43 82L46 83L47 81L43 80ZM35 84H34V89L36 90V89H38L39 85H38V82H37V85H36L37 88H36ZM86 84H87L88 90L86 88ZM30 88H31V86H30ZM156 89L154 91H156ZM69 90L72 93L71 87H70ZM90 90H91V88H90ZM28 91H30V89ZM32 92H34V90H32ZM151 92H153V91H151ZM86 93H88V92H86ZM82 94H85L84 95L85 97ZM154 94H152V95L154 96ZM93 96L94 95L92 94L89 97L92 98ZM84 101L79 102L78 105L80 107H82L80 105V103L83 102V107H85V106L88 107L89 106L88 103L91 106L92 102L89 100V98L85 102ZM148 101H147V103H148ZM114 103L112 102L113 105H114ZM108 105L109 104L107 103V104H105L103 106L108 107ZM116 105H115V108H116ZM146 106H147V108H146ZM80 107H79V112L77 111V113H76V114H78V116H76V117L79 118L82 113L85 114V116H88L85 113V112H87L86 110L88 108H86V110H85L82 107V109L85 110V111H83V110L80 109ZM106 107H104V108L106 110H108ZM148 108H149V110H148ZM105 112H104V114H106ZM168 112H170V113L167 115ZM79 113H80V115H79ZM108 113L109 112L107 111V114ZM57 114H56V116H57ZM163 114L164 115L166 114V116H163ZM150 115L147 114L146 116L148 117ZM158 115H160L159 116V118H160L159 120H161L160 122H158L159 120H157ZM146 116H144V117H146ZM161 117H162V119H161ZM82 118H83V120L85 119L84 115L82 116ZM82 118H79L78 122L82 123V125H83V126L81 125L82 127H84L85 124H88V126L86 127V129H87L88 127H90L89 123H90V119L91 118H89V116H88V118H86L87 120L89 119V123L86 122V119H85V123H84V121H80V119L82 120ZM76 119H75V121H77ZM140 119H141V117L138 119L139 120V124L141 125V123H140L141 120ZM163 119H166V120H163ZM100 120H102V122H104L103 117H101ZM43 121H45V120H41V122H43ZM163 121H165V122H163ZM41 122H39V123H41ZM48 122H46V123L52 124L50 121H48ZM162 122H163V124H162ZM46 123H44V124H46ZM77 124L78 123L76 122L75 125H77ZM98 124H96V125H98ZM100 124H99V127H100ZM104 124H105V122H104ZM160 124H161V126H160ZM55 125L57 126L56 123L54 125H52L53 126L52 127L53 128L52 131H55L54 130V126ZM91 125H94V124H91ZM96 125L93 126L95 129H96V127H98ZM101 125L103 127L106 126V125H103V123ZM140 125H138V126H140ZM41 126H42V129H43V127L46 126L45 127L46 129L44 128L46 133H47V130L50 131V133H52L51 132V128H49L51 125L48 126L47 124L46 125L42 124ZM82 127H81V129H82ZM99 127L97 128L98 129L97 131L99 133L101 132L100 134L103 135V138L107 139V137H105V135H104L106 132H108L107 135L110 138H111V134L114 135V133L111 132L113 130L110 129L111 131L110 130L106 131L108 129L107 127L106 128L104 127L105 129L101 128V130H99ZM79 128H80V125H79ZM56 129H57V127H56ZM123 129H124V132H122ZM103 130H105V131H103ZM37 132H39V131H37ZM56 132H55V134H56ZM67 132H69V130ZM71 132L75 133V129H72ZM86 132H87V130H86ZM103 132H104V134H103ZM143 132L144 131H142V134H143ZM74 133H73V135H74ZM76 133H77V131H76ZM76 133H75V135L82 136L81 134L83 133V131L80 134H76ZM146 133H147V131H146ZM100 134L97 136L98 138H100V136H101ZM60 135H61V133H60ZM65 135L67 137V140L69 138H70L69 140H71V139L73 140L74 139V138H71L70 132H69V134H64L63 136H65ZM83 135H84V138H85V131H84ZM47 136H49V135H47ZM86 136H87V134H86ZM117 136H118V134L114 135V137H117ZM181 136H182V134L181 135L179 134V135H176L175 138L180 139L179 137H181ZM51 137L53 138V141H54V139L55 140L58 139L57 137H53L52 135H51ZM40 138H38L37 140L39 141ZM63 138H62V140H64ZM84 138H83V141H81V140L78 141V142H81L80 144L78 142L77 143L79 145L83 144V146H88V147L91 146V144L90 145L89 144H84L85 143V141H84L85 139ZM110 138L105 141L104 146H103V144L101 145V143H103V141L105 139L102 140V138H101L100 139L101 141H99V139L98 140L96 139L98 141L97 143H99V144H97L94 141L95 144H97V145H95L96 148L98 147V145L99 146L101 145V147H102L101 149L100 148L97 149L98 153H96L95 156H92L93 157V159H92L93 161H92L91 164L94 163V166L98 167L97 165H99L101 167L102 163L107 164V162H108V164H109V162H111L112 166H114L118 162V158L114 159V157H113L114 160H112L113 162L112 161L105 162L104 160L102 162V159H101L100 162H98V159H97L98 155H99V158H100V156L102 158L103 153H105L106 151H109V150H107V147H108V149H110V147H111V142L110 141H113L112 140L113 138H111V139ZM115 139L116 138H114V140ZM74 140H76V139H74ZM122 140H123V138H122ZM48 141L49 140L43 141V138H42V140L39 141L38 143L40 144V143L47 142L48 145L46 143H44V146H46L45 148H48L50 150L52 147H54V148H52L54 154H55L54 150L56 151V147H57V149L60 148L57 151L58 154H59V152H61V154L64 152L63 149H62L63 151H60L61 147H58L59 145H57L60 141L58 143H56L54 141V143H56L55 146L57 145L56 147L54 146V143H52V140H51V142H48ZM56 141H58V140H56ZM68 141H67V143H68ZM124 141H123V144L125 143ZM193 141L194 140H192V139H188V141H187L188 145L189 144L191 145L193 143ZM106 142H108L107 144H109L110 147L107 146ZM121 142H120L121 148H118V150L120 149L119 150L120 154L124 151V150H122L123 144H121ZM51 143L53 144L52 146H50ZM67 143H66V146L68 145ZM69 144H70V147H71V142ZM61 145H63V144H61ZM39 146L42 147L43 145L40 144ZM83 146L81 145L77 149H79V148L82 149ZM41 147L39 149L40 151L43 150V151H45V153H48L44 149L41 150ZM67 147H66L65 150L69 151V149H67ZM72 147H74V145ZM104 147L106 148L105 150L103 149ZM63 148H65V147H63ZM90 148L91 147H89L88 151L91 150ZM111 148H113V147H111ZM72 149L73 148H71V150ZM80 149L79 150H73V151L75 153L77 152L76 154H79L78 152L82 151ZM113 149H112V151H115V149H116V152L118 151L117 148H113ZM85 150H87V149H84L83 151H85ZM99 150H101V152ZM103 150H104V152L102 153ZM91 152L92 151L86 152L87 155H89V157H91L90 155H92L96 151L93 152L92 154H89ZM42 153H44V152H42ZM53 153L51 152L50 154H53ZM66 153H64L63 155L65 156ZM71 153H73V152H70V154ZM86 153L83 152V154H86ZM100 153H101V155H100ZM54 154H53V156H54ZM73 154H72V156H73ZM83 154H82V156H84V158H85V155H83ZM125 154L126 153L124 152V155ZM55 155H57V153ZM1 156L5 157V154L3 153V155H1ZM7 156H8V158L9 157L11 158L10 155L7 154ZM74 156H76V155H74ZM80 156H81V154H79L78 157H80ZM96 156H97V158H95ZM58 157H60V154H59ZM58 157H57V160H58ZM66 157H69V156L66 155ZM71 158H73V157H70L68 159L70 160ZM94 158L97 159V160L95 161ZM2 159H5V158H2ZM74 159L77 160L76 158H74ZM74 159H72V160L75 163ZM90 159H88V160H90ZM12 160L13 159H10L11 162L10 161H8V162L5 161V162H7L8 167L11 166ZM73 161H72V163H73ZM119 161H121L120 157H119ZM55 162H57V164H58V161H54L52 163V166H54ZM78 162L81 163L80 161H78ZM63 163H65V162H63ZM67 163H69V161ZM67 163H65V164H67ZM83 163H85V162L83 161ZM87 163H90V162H87ZM95 163H96V165H95ZM99 163H101V164H99ZM118 163L116 165H118ZM158 163H160V161ZM158 163L156 162L155 164H158ZM253 163H255V166L253 165ZM57 164H55V165H57ZM104 165L102 166V168H105L107 166V165H105V167H104ZM68 166H70V168L67 167L66 169L67 170L69 169V171L72 172L71 170L73 168H75L76 165L74 166V164H73V166H74L73 167L71 165V162H70ZM71 166L73 168H71ZM81 166H82V164L80 165V167ZM92 166L90 165V167H92ZM110 166H111V164H110ZM248 166L249 167L250 166H254V167L253 168H247ZM60 167H61V165H60ZM88 167H89V165H88ZM88 167L86 166L85 168H88ZM59 168H57V170ZM63 168L64 167H62V169ZM94 168L95 167H93V169ZM108 168L109 167H106L107 170H108ZM246 168L249 171L251 170L250 171V175H248L249 171L247 170L248 178L247 177L246 178H240V176L244 172H246ZM19 169H20V167H19ZM53 169L55 170L54 173H53V175H54L55 172H56V169L55 168H53ZM53 169H51V170H53ZM82 169H83V167H82ZM90 169H89V171L87 170V171H85L83 173L91 172ZM93 169H92V171H94V174L100 171V169H99V171H97V168H96V170L95 169L93 170ZM166 169L165 170H164V168L162 169L163 173H166L165 171H170V170H168V169L166 170ZM43 170H48V169H43ZM43 170H42V172H44ZM60 170H61V168H60ZM107 170L104 169L102 171H107ZM28 171H29V168H28ZM65 171L66 170L64 169L63 172H65ZM102 171H100V172H102ZM111 171H113V169ZM111 171L109 172V170H108L109 173H112V174L115 173V172H111ZM114 171H115V169H114ZM25 172H23V174H22L23 177H24V174H26ZM30 172H31V170H30ZM46 172H48V171H45L44 175L46 174ZM73 172H74V170H73ZM73 172H72V175H71V173L68 174V175L73 176V177L78 176L77 179L75 177L76 180L73 178L74 179L73 183L75 182V184H76V182H79V180L84 181L83 179L85 177L83 178V176H81L83 174H80L79 173L80 171L78 172V170H77L76 171L77 173L74 172L75 176L73 175ZM27 173H28V175L25 176V177H29V172H27ZM59 173H58V175H59ZM62 173L60 175L62 177H64L65 175L62 174ZM38 174H39V177H41L40 176L41 172L38 173ZM65 174H66L65 177L69 178V176H67V173H65ZM78 174H80V175H78ZM94 174L93 175L90 174V177H93ZM99 174H101V173H99ZM99 174L97 173L95 175H99ZM259 174L262 177H260ZM22 175H20V177H21L20 181L22 183H26V181L23 180V179H25V177L22 179ZM55 175L53 177H57ZM84 175L86 176V174H84ZM50 176H52V173H51ZM257 176L260 177V180H259V178H257ZM86 177L87 178H85V179H88L90 181H86L85 180L84 182H85L86 186L87 185L89 186V184H87V182L90 183L91 182V178H88V176H86ZM117 177H119V176H117ZM64 178L62 180H65ZM80 178H82V179H80ZM121 178H120L119 181H121ZM137 178H135V181L137 180ZM53 180L57 181L56 179H53ZM53 180L51 181L52 183H53ZM67 180L68 179H66L65 182L69 181V180L68 181ZM115 180H117V179H115ZM43 182H44L43 184L46 183L45 180ZM81 182H79V183L81 184ZM84 182H82V184ZM93 182H94V178H93ZM118 182L115 181V184H116V186L119 189L120 185H118ZM73 183L68 184V185H72ZM48 184H50V183H48ZM63 184L65 185L66 183H63ZM75 184L73 185V187L70 190V192L72 190H74V191L76 190V189H73L75 187ZM121 185H123V184H121ZM22 186L25 187V188H22ZM29 186H30V184H29ZM32 186L34 187V185H32ZM54 186H53V188H54ZM82 186H83V188H85L84 184ZM90 186H93V185L90 184ZM90 186L88 188H90ZM51 187H52V185H51ZM51 187H50V189H52ZM68 187H69V189L71 188L70 186H68ZM76 187H78V185ZM21 188L23 190L26 189L27 188L26 184H25V186L21 185ZM79 188H80V186L77 189H79ZM121 188H123V187H121ZM69 189L67 188V191H66L67 193H70L68 191ZM87 189H86V192H84L85 190H79V192L81 191V193H82V191H83V193H82L83 196L85 194L86 195L89 194L88 197L90 198V192H89L90 189H88V190ZM31 191H33V190H31ZM31 191H29L27 194L29 195ZM51 191H53V189ZM56 191H58V190H56ZM23 192H25V194H26V191H23ZM62 192H63V190H62ZM116 192H118V191H116ZM116 192H114L115 194L114 193L113 194H114V196L116 195L115 199L118 202L117 197L118 196L121 197V195H118V193H116ZM59 193H61V190L59 191ZM73 193H70L69 196L70 195L71 196L75 195V197H77L78 191H77V195L75 194L76 191H75L74 194ZM81 193H79V194H81ZM121 193H123V192H121ZM25 194L22 193V196L23 195L25 196ZM62 195H64V192H63ZM62 195H60V196H62ZM66 196L68 198L71 197V196L69 197L68 194ZM66 196L64 195L63 199H64V197L67 198ZM85 196L82 199H80V202H81V200H83L85 198ZM79 197H80V195H79ZM88 197L86 196L85 199H87ZM60 198H61V201H59V202H61V203L64 202V201H62L63 200L62 197H60ZM228 198L230 199V204L234 206L231 209L232 217L230 216L231 214L226 215L221 210V207L225 203H227L226 201H227ZM22 199H24V197H22ZM102 199H100V200H102ZM122 199H124V198H122ZM65 200L67 201L68 199H65ZM257 201H256L255 204H258V206H259V201H258V203H257ZM119 202H120V199H119ZM65 203H67V202H65ZM103 203H104V201H103ZM194 203H200V206L195 208V209H190V210H188V209L184 210V208L182 209V207H184L185 205H192ZM58 204L59 203L57 202V209H58V206L60 205V204L59 205ZM67 204H65V205L68 208V210L71 207V210L69 211L70 213L73 210L76 211V209L80 208V206H78V208H77L76 205H73L70 202H69V204L73 205V207H76V209L73 208L72 206H68L69 204L68 205ZM135 204L136 203H134V205ZM61 205H60V207H61ZM65 205H62L61 208L64 209ZM131 205H128L129 208L131 207ZM134 205H132V207ZM42 206L43 205H41V209H39L40 207L38 208L40 211L42 210ZM49 206H50V208H49ZM49 206L47 205L46 207H48L49 208L48 210H50L49 212H51V210L53 209V206L52 205H49ZM103 206H106V205L104 204ZM37 207L38 206H36L35 208L37 209ZM43 207H45V206H43ZM46 207H45V210H46L45 213L41 214L38 209H37L38 211H36V212H39V213H36V212L35 213L39 214V215H42V217L38 215L42 219L44 217L43 215H46V217L49 218V222H51L50 221V217H51V220H52V218H53V216L55 214L53 216H52V214L49 215L50 213L47 211ZM60 207H59L60 211H58V210H56V211H58V213L61 216V214L64 213L66 210H64V212H61L62 209ZM140 207H141V209L144 208L142 206H140ZM180 207H178V208H180ZM129 208H128L129 211H132L134 209V207L132 209L130 208L131 210ZM250 208H253V207H250ZM110 209H112V207ZM30 210H32V209H30ZM54 210H55V208H54ZM68 210H67V212H68ZM142 210H140L138 208V212L139 211L141 212ZM56 211L55 212L52 211V212L56 213ZM78 211H80V209H78ZM135 211L137 212L136 209H134V211H132V212H135ZM69 212H68L67 215H70ZM109 212H110V210H109ZM262 212H264V211H262ZM58 213H57V215H58ZM65 213L63 214V218L66 215ZM76 213H79V212H75V214ZM80 213L76 214V215H73L71 213L70 218H69V216L67 217V218H69V221L71 220L75 224H77V222L81 219V221L78 222L79 226L82 225L81 229H79V226L75 227V228H77L76 230L79 229V232H80L79 235L76 234V236H73V237H76V238H73V239H76V240H70V238L72 239V237L70 236L71 234H69V236H68V237H70L69 239L66 240V238H67L66 237L65 240H64L68 244L70 243V245H72V247H73V245H75V244H72V241H76L78 243L81 241V239H80V238H82L81 232H82V234H83V232L88 234L89 231H90L91 234H92V232L96 233L95 230L92 231V229L85 228V226H84V228L86 229V231L83 229V224H84V222L82 221L83 220V217H82L83 214L82 213L80 214ZM141 213H143V211ZM144 213H146V212H144ZM5 216L8 217V215H5ZM55 216H54V219H55L54 222L56 223V222L60 221V220L56 221V219H61V218H59V216L56 218ZM211 216H215L216 217L215 221L212 222V224H210L209 226H207L206 225V219H208ZM4 217L0 218V220H2V223H4L3 222V218ZM7 217H6V219H7ZM35 217H37V216H35ZM79 217H82V218H79ZM229 217L231 219H229ZM171 218H174V217H171ZM77 219H78V221H77ZM4 220H5V218H4ZM45 220L44 221L42 220V223L44 222L47 226L48 225L50 226L51 223L49 224L47 222V220L46 221ZM73 220H75V221H73ZM229 220H230V222H229ZM65 221H63V222H64V224L67 227L64 226V224L62 226L60 224L61 222L58 223V224H53V221H52V226H50L49 229L47 227L48 232L50 233L49 230L53 231V229H51L52 227L55 228L57 226L58 228H60L58 225H61V228L63 230H64L63 227H66L65 229H68L67 233H72V235H75V233L77 231L75 230L76 232L74 233V230L69 229L70 227L68 228L69 224H70V226H72L73 223H71V221L65 223ZM67 221H68V219H67ZM5 222H6V220H5ZM67 223H69V224H67ZM156 223L157 222L155 221V224ZM230 223H232V225ZM75 224H73V226H75ZM154 227L157 230V227L156 226H154ZM75 228H73V229H75ZM243 229H244V231L246 233L243 231ZM63 230L62 231L60 230L61 232L57 230L58 232H57V234H54L53 239L57 235H59V233L61 234L63 232ZM71 230L73 232H71ZM54 231L56 232V229H54ZM54 231H53V233H54ZM14 233H15V230H14ZM14 233H12V234H14ZM16 233L18 234L19 232L16 231ZM44 233H47V231L44 230ZM53 233H52V235H53ZM85 233L83 235L84 238H83L82 242L85 243L86 240L88 241V239H89V241L91 243H93L92 240H94V237H92V235L94 233L92 235L90 233H89V235H86ZM158 233H159V231H158ZM128 234H129V231H127V233L126 232L124 233L125 239H124L123 236H122V240L118 239V240L121 241V244H118V243H120L119 241H115L114 244L112 243L110 245V243H111L110 240H108L110 242L109 243V242L103 241L101 239L103 241V244L99 243V244H95V246L102 247V251L105 248H106L107 252L112 251L110 253H112V255H114V256L116 255V257L117 256L119 257L121 255L120 257L122 259L120 258L119 261L121 262L124 259V262H121L122 264L123 263L124 264L127 263L128 262L127 261L128 258H131V261H129V264H137L136 262H133L134 259L132 260V258L134 256L133 257H129L131 253L128 254L126 252V255H125V253L123 252L124 253L123 256H125L126 258H127V255H129L128 258L125 260V257L122 256V251H118L116 253L114 252V251L118 250V248L116 249L115 246L119 247V245L127 244L126 243L127 240L129 242V241H131V238L134 239L133 237L129 236ZM261 234L263 235L264 233H261ZM14 235H16V234H14ZM32 235H31L32 238H36V236H34V235L32 236ZM77 235L81 236V237L77 238L78 237ZM90 235H91V237H90ZM87 236H89V237H87ZM256 236L258 237V235H256ZM44 237L48 238V236H46V234H44ZM86 237H87V239H86ZM120 237L121 236H119V238ZM254 237H255V235H254ZM38 238H39V234H38ZM47 238H46L45 241L43 240L44 242L39 240V239H43V238L36 239V240H39L42 243V245H39L40 247L38 246L39 247L38 249L43 247L46 242L49 244V246H51V243H53L54 241H57V240L53 241L52 238L49 237L48 240H50V241L52 240V242L49 243L50 241H48ZM91 238H93V239H91ZM84 239H85V241H84ZM238 239H239V242H238ZM68 240H70V241L68 242ZM95 240H97V238H95ZM101 240H100V242H101ZM257 240L259 242L258 238H257ZM111 241L114 242V239L111 240ZM122 241H123V243H122ZM170 241H171V239H170ZM234 241L237 244H235ZM98 242H99V239H98ZM98 242L95 241V243H98ZM116 242H118V243H116ZM189 242L193 245V248L188 247ZM61 243L63 244V246L66 245V243L64 244L63 241ZM84 243H83V245H81L80 243H79L80 245L77 244L78 247H76L77 245H75L76 248L74 247L73 249H72V247H70V245L67 244L66 245L67 247L66 246H64V247H66L67 249L69 247V249L71 248L72 250L69 253V250L65 251L62 248L64 250V252L62 250V253H63L62 254L60 249L63 246L60 245V243L57 244V245H59V247L61 246L60 249H59L56 246V242H55V243H53V245L56 246V248L53 247V245H52L51 248L53 247V251L52 252L50 251V254H53L54 257H55V254H60L61 253L62 255H66V257H68L69 254H70L69 256L72 255V253H73L72 251H75L74 253H76L77 251L79 252L80 249L82 250L81 246H83V248H88L87 246L84 245ZM107 243H109V244H107ZM248 243L244 242V245H245L246 248H244V246L241 243V245H242L241 246V248H242L241 251H243V249H246V250L244 252H242V253H241V251L236 253V256H235L236 260L234 261V263L235 264H264V251H263L264 243H263L262 249H261V247L254 245L256 247H259L262 251L261 250H257V251L250 250L251 249L250 247H252V245H251L252 243L251 244L249 243V245H248ZM262 243H260L258 245L261 246ZM48 244H46L47 246H46L45 249H43V248H41V249L43 251H45V252L48 251V250H52L48 246ZM105 244H107V245H105ZM173 244H171L172 247H173ZM225 245L228 246V250L225 249V247H226ZM110 246L111 247L113 246L114 248L112 247V249H111ZM254 246H253V248H254ZM47 247H48V249H47ZM108 247H109V249H108ZM172 247H171L172 250L176 249V247L175 248L174 247L172 248ZM178 247H177V249H179V250L181 249L182 251H185L182 248H178ZM214 247H217V249H218V247H220V249H222L223 251L227 252V256L226 257H228V260L226 262L224 260L225 263H223V261H222L223 258L221 256L217 257V258L210 257V254L213 252ZM221 247H224L225 250L223 248H221ZM0 248H2V247H0ZM229 248H231V249L229 250ZM239 248H240V244H239ZM4 249H1L0 251H3ZM57 249H59V250H57ZM188 249H187V251L189 252ZM220 249L218 251H216V250H214V251L222 253V250L220 251ZM40 250H39V252H40ZM54 250H57L58 252L56 251L54 253ZM88 250L86 252L84 251V253L87 254L88 252H90L89 248H88ZM97 251L98 252H102L100 250V248L97 249ZM228 251H231V252L229 253ZM104 252H105V250H104ZM104 252H102V253H104ZM107 252H105V254H107ZM166 252H168V251H166ZM4 253L8 254L9 252H7V250H6V252H4ZM77 253L74 255L75 257H77ZM113 253H115V254H113ZM117 253H118V255H117ZM177 253L179 255L180 252L177 251ZM9 254L5 255V256L4 255L1 256L3 258L0 257V263H2L3 260H5V258L7 256H10ZM0 255H1V252H0ZM101 255H103V254H101ZM74 256L70 257V258L73 257V259H71L70 261H72V260L74 261ZM79 256H80V252L78 254V257ZM85 256H87V255H85ZM176 256H177V254H176ZM36 257H37V255H36ZM40 257H41V255L38 256L39 259H41ZM165 257H167V256H165ZM169 257L170 256H168L167 259ZM171 257L174 260L176 259L173 256H171ZM80 258H83V257H80ZM9 259L10 258H7L5 260V263L4 262L3 263L4 264H8V262L10 261ZM34 259H37V258L34 257ZM58 259L61 262L58 261L57 263L61 264L62 263V259L60 258V256H58V258L57 257L54 258V262H55V260L57 261ZM67 259H69V257ZM177 259H178V257H177ZM202 259H203V261H202ZM1 260H2V262H1ZM78 260H79V258H78ZM128 260H130V259H128ZM34 261H37V260H34ZM75 261L73 262V264L77 263V260H75ZM170 261H173V260H171V258H170ZM180 261H182L181 258H180ZM31 262H32V260H31ZM38 262H39V260H38ZM38 262H37V264H38ZM72 262H71V264H72ZM130 262H132V263H130ZM28 263H29V261H28ZM51 263L52 264H56V262L53 263V261ZM167 263L170 264L171 262L169 263V260H168ZM176 263L177 262H175L174 264H176ZM33 264H35V262ZM68 264H70L69 260H68Z\"/></svg>",
  "mask_w": 264,
  "mask_h": 264
}]
</instances>
